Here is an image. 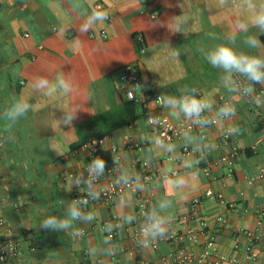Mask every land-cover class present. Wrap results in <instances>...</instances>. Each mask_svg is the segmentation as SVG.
<instances>
[{
    "label": "crops",
    "instance_id": "1",
    "mask_svg": "<svg viewBox=\"0 0 264 264\" xmlns=\"http://www.w3.org/2000/svg\"><path fill=\"white\" fill-rule=\"evenodd\" d=\"M239 4L240 0L231 6H221L219 0H0V239L21 243L17 256L6 264H139L141 260L161 264L162 257L182 249L199 253L209 231L218 228L219 215L228 220L214 233L219 255L236 258L240 264H264V220L258 218V210L264 207V178L248 183L264 170V103L248 102L238 92L224 89L219 79L222 73L211 67L202 53L235 35L237 50L264 57V33L251 24L247 33L235 30L237 20L247 22L252 15ZM94 11L107 18L82 33V23ZM154 11L159 13L155 19ZM137 34L145 40L143 55L138 54ZM209 34L220 39H211ZM248 36L259 40L257 48L245 46ZM130 63L139 65L143 93L178 95L187 85L215 102L213 111L206 113L209 118L218 119L215 109L224 101L235 106L236 114L205 127L204 139L193 132L161 146L155 143L145 118L132 123L125 120L126 101L118 78ZM35 75L52 83L67 77L73 82V93L65 95L58 89L46 96L44 90L34 88ZM20 97L31 109L9 126L2 113L13 98ZM74 106L81 109L79 118L72 126H64L60 120ZM164 111L174 122L183 117L171 115L166 108ZM116 114L123 115L121 122L94 131L96 123ZM230 127L239 131L224 144L223 130ZM102 132L106 140L101 157L107 165L99 181L92 182V190L97 192L121 176H139L143 166L159 173L179 170L176 176L152 182L145 191L153 194L148 211L171 198L174 219L167 234L180 235L189 226L201 229L205 224L198 243L186 238L178 242L157 239L152 247L135 253L124 230L114 236L112 231L101 230L100 225L135 212L136 198L129 192L111 205L82 208L96 217L91 223H77L82 236L39 228L48 215L63 217L72 201L74 180L66 178L68 174L88 180L85 173L93 158L82 147L96 141ZM129 140L141 144L142 149L124 147ZM234 142L239 147L234 178L226 179L225 168L213 169L212 176L206 177L201 167L228 153ZM169 145H174L172 151H168ZM184 145L204 153L202 159L186 161L192 168L167 160L170 156L178 159ZM112 147L118 149L117 156ZM179 177L187 179L189 187L173 189L171 181ZM81 185L80 192H87V186ZM208 189L221 192L225 204L204 200L199 216L191 218V201ZM122 199L128 205L123 209L119 206ZM235 229L260 231L263 240L250 246ZM31 247L36 250L32 252ZM109 249H114L111 255L106 252ZM207 264L232 263L212 259Z\"/></svg>",
    "mask_w": 264,
    "mask_h": 264
},
{
    "label": "clouds",
    "instance_id": "2",
    "mask_svg": "<svg viewBox=\"0 0 264 264\" xmlns=\"http://www.w3.org/2000/svg\"><path fill=\"white\" fill-rule=\"evenodd\" d=\"M221 6H231L236 4V0H219ZM240 7H246L251 13L249 21L235 22V30L243 31L245 33L249 30V24L256 27L261 33H264V3L257 5L255 0H240ZM106 14L100 12H93L88 19L82 23L80 31L87 32L91 27L99 22L105 20ZM211 39L218 40V36L209 34ZM235 35H229L224 38V42L216 43L206 50H202L207 63L215 68L219 69L222 73L220 75V83L223 88L229 93L241 92L244 96H253L255 93L254 85H264V57L249 54L244 51L237 50L235 47ZM246 47L255 49L259 46L260 42L255 36H248L244 40ZM243 77L246 81L241 84L235 77ZM146 79V78H145ZM34 88L44 90L46 96H52L57 93L58 89L62 90L65 95L73 93V82L71 79L61 76L58 78L57 83H52L48 78L40 75H35L32 79ZM141 87V85H136ZM258 99V98H257ZM157 100L161 103L163 108L169 110L173 116H180L181 114L188 120H192L196 125L200 127H207L215 124L216 120L209 118L205 113L213 111L214 101H210L203 96L197 94V90L194 87L184 86L180 93L173 95H159ZM31 109L29 102L20 97L13 98L11 102L5 107L2 116L9 122V126L17 123L21 118L25 117ZM81 111L80 107L74 106L71 110L66 111L61 120L64 126H72L73 123L79 118L78 113ZM236 113V108L231 103H224L218 109H215V116L218 117L221 122L231 119ZM154 119V117H150ZM239 131L237 127H230L227 129L228 135H234ZM186 139H189L186 137ZM157 143L163 146L162 140H157ZM174 145L168 146V151H172ZM107 162L100 156L95 157L88 163L87 172L90 179L85 180L82 176H78L74 179V184L79 186L81 183L87 186V195L92 199H98L100 193L92 190V179L102 176L105 172ZM186 168H192L191 162L184 164ZM120 180L125 184L128 183V178L121 176ZM173 189H185L189 187V181L184 177H179L171 181ZM139 187V185H138ZM183 199L184 196L181 195ZM87 203L86 199L72 200L68 203L66 211L63 217L58 215H48L40 223L39 228L46 231L53 232H69L74 237L83 235V231L76 227L78 222L91 223L96 219L95 215L91 211H84L81 205ZM120 208H126L128 205L122 199L119 204ZM173 200L166 198L159 201L156 208L147 211L144 214L143 223L140 227V239L138 243L147 248L150 244L157 240L166 237L169 226L174 219L172 212ZM124 223L116 224L117 229H122L124 224H130L135 221V217L131 214L124 215L121 218ZM106 230L111 233L113 229L112 224L105 226ZM111 255L114 249L106 251Z\"/></svg>",
    "mask_w": 264,
    "mask_h": 264
},
{
    "label": "built area",
    "instance_id": "3",
    "mask_svg": "<svg viewBox=\"0 0 264 264\" xmlns=\"http://www.w3.org/2000/svg\"><path fill=\"white\" fill-rule=\"evenodd\" d=\"M151 0H142L143 3H147ZM159 16L157 11L152 12V17L155 19ZM136 43L138 45V54L143 55L145 53V40L142 34H137L135 36ZM241 84L245 83L243 77H235ZM136 85H141V87H136ZM118 86L122 92V97L124 101L127 102H135L139 107L146 109L147 117L146 121L148 125L151 127L152 133L155 136V143L157 140H162L164 144L172 143L175 141H180L183 139L185 134L198 132L200 137L204 139L206 137L203 132L205 127H200L195 124L194 121L188 120L185 117H182L179 121H172L164 111V108L161 106V103L156 99L150 102H145L143 98V90H142V82L140 76L139 65L137 63H130L125 65L121 69V74L118 78ZM255 93L253 96H244L241 92H238L245 100L248 102L258 101L264 103V85H254ZM258 98V99H257ZM230 103L229 101H224V103ZM236 114V113H235ZM206 115V113H205ZM235 116V115H234ZM233 116V117H234ZM150 117H154V119H150ZM232 117V118H233ZM231 118V119H232ZM216 123L221 121L219 118L215 119ZM218 120V121H217ZM229 120V119H228ZM226 121V120H224ZM212 124V125H215ZM106 138H101L99 140L94 141L89 145H85L82 147L84 151H86L90 157L93 159L97 156H102V150L104 147ZM230 140V135L227 134V128L223 130L222 134V142L224 144H228ZM158 144V143H157ZM124 147L129 148L131 150L140 151L142 149L141 144L134 143L132 141H128L124 144ZM112 153L117 156L118 149L116 147H112ZM239 153V147L237 142H234L231 146V149L228 153L221 155L217 159L208 161L204 166L201 167L202 173L206 177L212 176V170L218 168L226 169V179L232 180L234 178V167L236 158ZM202 159L204 157V153L196 148H191L189 146L184 145L181 149V156L177 159L175 157H168V161L176 162V163H186V161L191 158ZM102 158V157H101ZM179 170H173L169 173H159L157 171H151L148 167L143 166L141 173L139 176H128V183L125 184L120 179L117 181H110L106 187L100 189L99 198L92 199L87 195V192H80L81 184L76 186L74 184V190L72 193V200L86 199L87 203L81 205L82 208H85L91 204H105L111 205L115 202V200L126 192L133 194L136 198V209L133 215L136 219L130 224H124L122 229H117L115 227L116 224H123L124 221L121 219L122 217L113 220L110 224L113 225L111 236L117 234V231L124 230L128 236V240L133 245L132 251L135 253H139L140 251L152 247L155 244L153 241L149 247L145 248L141 246L138 241L140 239V227L143 223L144 214L148 211V206L151 202V198L153 196L152 193L147 194L145 191L151 186L154 181L166 180L172 176H176L179 174ZM86 178L90 179L88 176V172L85 173ZM78 177L75 174H68L66 178L75 179ZM264 178V170H260L259 175L254 179H249L248 183L252 184L255 180H262ZM99 177L92 179V182H98ZM139 185V187H138ZM204 200H209L215 203H219L224 205V195L221 192H215L211 189L206 190L201 197L194 198L190 203V217L196 218L199 216L200 205ZM258 218L264 220V207L258 210ZM3 222L0 219V224ZM216 222L218 223V228L214 230L213 233H208V239L205 242L199 253H193L186 249H182L181 251L174 252L172 254L166 255L162 257L161 264H207L212 259H218V261H228L232 264H240V261L236 258L225 257L219 255L215 234L219 231V227L225 226L228 224V220L225 218V215H219L216 218ZM109 224V223H108ZM100 225L101 230H106V225ZM206 225L202 224L201 229L189 226L186 228L185 232L182 234H173L169 233L165 238L159 239L164 242H178L182 241L185 238L190 240L193 243H198V239L201 235L205 233ZM235 233L237 235H243L248 240V244L250 246L255 245L263 240V234L260 231H248L244 229H235ZM235 249H238V240L235 239ZM21 247V243L13 238H4L0 239V263L6 264L13 258L17 256ZM34 252L36 249L31 247L30 249ZM139 264H151L146 260H141Z\"/></svg>",
    "mask_w": 264,
    "mask_h": 264
},
{
    "label": "trees",
    "instance_id": "4",
    "mask_svg": "<svg viewBox=\"0 0 264 264\" xmlns=\"http://www.w3.org/2000/svg\"><path fill=\"white\" fill-rule=\"evenodd\" d=\"M159 96L157 93H150V92H145L143 93V98L145 102H150L151 100H154ZM138 105L135 102H125L124 103V117L125 120H127L128 123L135 122L139 119L147 117V111L144 108L138 109ZM123 115L122 114H116L115 116L109 118L108 120L102 121V123H96V125L93 126V129L95 132H98L103 129H108L110 126L113 127L117 123L121 122ZM108 126V127H107ZM104 132L100 134V136L97 137L96 140L101 139L104 137Z\"/></svg>",
    "mask_w": 264,
    "mask_h": 264
}]
</instances>
